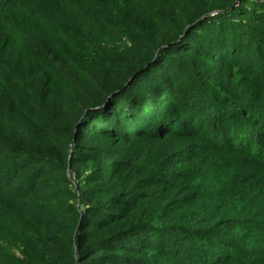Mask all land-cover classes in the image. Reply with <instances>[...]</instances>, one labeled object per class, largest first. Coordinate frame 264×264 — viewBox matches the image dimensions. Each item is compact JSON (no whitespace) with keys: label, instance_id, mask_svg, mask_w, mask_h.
Instances as JSON below:
<instances>
[{"label":"trees","instance_id":"16d2710c","mask_svg":"<svg viewBox=\"0 0 264 264\" xmlns=\"http://www.w3.org/2000/svg\"><path fill=\"white\" fill-rule=\"evenodd\" d=\"M135 10L124 58L85 69L76 14L113 30ZM263 13L264 0H0V264H264V98L248 106L206 72L240 55L236 20L256 29ZM122 134L181 144L98 166L78 196L48 184L116 160L97 142Z\"/></svg>","mask_w":264,"mask_h":264},{"label":"rangeland","instance_id":"374dc122","mask_svg":"<svg viewBox=\"0 0 264 264\" xmlns=\"http://www.w3.org/2000/svg\"><path fill=\"white\" fill-rule=\"evenodd\" d=\"M141 15L142 13L140 11L135 10L134 14L131 16H120L118 21L115 22L118 24V26L115 25V29L108 30L106 27L104 28L102 26L103 19L99 16V13L94 12L89 16L85 14V12L84 15L76 14V17L74 18V26H77V28L74 29V31L77 35L86 39L83 43L84 53L79 58L80 64L85 69L91 70V73L97 74L103 72L104 67L102 65L99 67L98 64H95L92 58H90L91 56H97L96 60L98 61L109 60V63H113L124 58V51L131 47V44L126 38L119 36V33H123L126 30L123 27H126L131 19ZM120 18H122V22L119 21ZM257 19L258 23L253 22L257 30L250 27L251 21L248 18H240L237 19L238 21L236 20L237 25L241 28H238V30L235 29L236 31L230 29L228 31L229 35L227 37L230 38L234 36L236 40L241 42L240 51L238 52L240 55L235 54L234 60L226 61L222 64L214 63V69L208 68L206 71L209 74H223L224 78H222L221 84L229 89L233 96H241L248 106L257 103V101H261L262 98H264V13L258 15ZM131 30H133V28H131ZM243 32L246 34V37L243 35ZM247 37L250 40H247ZM224 45L226 46V51H232L233 47L229 46L228 41L224 43ZM220 46L221 45L219 44V47ZM188 60L189 62H194V67L197 66V69L206 70L205 66L207 64L204 63V65H202L201 61H197L195 57L191 58L188 56ZM183 88L184 89L179 90V93H184L182 96H185L189 91L196 92L193 91L191 89V85L188 84L184 85ZM202 88L204 89L200 91L197 96H208L210 95L209 91L211 89L213 90L212 86H208L206 84H204V87ZM215 96L218 97L220 95ZM124 135L122 134V140L116 143H109V139L106 138L100 139L97 142L98 148L105 150L107 154L111 156L110 158H114L116 160L107 161L106 163H102V161L97 163L93 160L87 161L75 166L73 169L74 171L71 172L73 174H67L66 179L69 181L68 184L56 183L53 181V179L48 184H50L53 189H58L60 187L62 190H64L67 188L71 193H74L78 196L80 191L95 186L92 181L85 182V179L90 177L92 171L95 168H98V166L103 164L107 165L108 170L117 163H132L134 161H136L139 166H143V162L149 161V159L147 160L145 158L148 157L149 154L151 159H154L153 156L161 157L162 154H160V152L164 149L167 150L168 145L170 147L181 144V141H176L175 144H164V142L148 139L144 136L127 138ZM31 142L34 145L36 144L35 140ZM190 142V140L182 141V143L186 144H189ZM40 145H43L41 141ZM84 146L95 147V145L91 143H88ZM83 152H85V150ZM96 155L100 154L97 153L93 156ZM168 164H172L171 170L182 168V165H178L177 160L173 161L171 159ZM74 173L79 175L78 179L75 177ZM20 180L26 181L29 180V177L23 172L20 173L19 176L14 179L15 184L11 185L9 188L12 190L18 189ZM61 199L63 200L65 198L61 197ZM70 203L78 211V213H83V211L88 208V203L83 202L82 200L77 199L76 201L75 199H71ZM4 248H6L8 253L14 257L21 256L22 249L17 244L6 243Z\"/></svg>","mask_w":264,"mask_h":264},{"label":"water","instance_id":"95a60500","mask_svg":"<svg viewBox=\"0 0 264 264\" xmlns=\"http://www.w3.org/2000/svg\"><path fill=\"white\" fill-rule=\"evenodd\" d=\"M133 77L134 76H132L126 83H125V85L127 84V83H129L132 79H133Z\"/></svg>","mask_w":264,"mask_h":264}]
</instances>
